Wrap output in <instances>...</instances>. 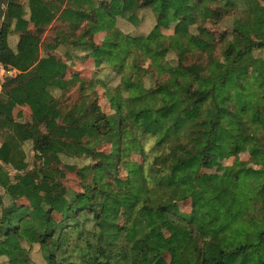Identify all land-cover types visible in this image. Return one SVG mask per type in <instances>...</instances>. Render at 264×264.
Masks as SVG:
<instances>
[{
  "label": "trees",
  "instance_id": "1",
  "mask_svg": "<svg viewBox=\"0 0 264 264\" xmlns=\"http://www.w3.org/2000/svg\"><path fill=\"white\" fill-rule=\"evenodd\" d=\"M115 1L123 22L119 48L111 51L94 42L96 34L116 27L110 1L9 0L0 64L19 74L5 78L0 103L25 105L35 123L20 124L0 113V131L10 132L0 161L17 172L10 179L0 168V258L32 264L30 247L36 245L46 264H156L167 252L184 260L191 253L187 264H264V169L236 163L209 187L198 178L220 156L249 144L250 156L264 166V58L254 56L264 51V7L257 0ZM223 1L245 19L239 17L220 36L195 26L197 12L203 20L218 16L209 4ZM146 12L155 24L140 34ZM168 16L177 21L171 37L159 25ZM253 31L263 32L260 40L252 39ZM228 36L231 67L210 53ZM62 46L74 60L108 57L111 66L89 81L67 82L68 67L57 52ZM192 53L208 58L197 61ZM170 54L172 65L165 61ZM143 58L151 62L149 89L140 81ZM250 70L256 71L254 78ZM98 85L110 95L114 113H104L98 104ZM54 91L74 93L76 100L68 103ZM56 112L59 124L42 133ZM147 138L154 140L152 162L130 163L131 154H144ZM26 142L32 143L31 164L36 161L37 167L27 162L21 148ZM105 143L113 152L97 159ZM78 158L91 163L62 160ZM119 168L130 172L127 179ZM64 171L76 175L81 192L64 186ZM15 195L32 204L16 209ZM186 201L187 223L169 214L173 204ZM196 219L219 224V238L200 244L192 229ZM163 224H169L168 235Z\"/></svg>",
  "mask_w": 264,
  "mask_h": 264
},
{
  "label": "rangeland",
  "instance_id": "2",
  "mask_svg": "<svg viewBox=\"0 0 264 264\" xmlns=\"http://www.w3.org/2000/svg\"><path fill=\"white\" fill-rule=\"evenodd\" d=\"M210 11L211 13L216 12V9L218 8V16H215L214 14H211L210 18L203 20L202 19V12H197L196 13V24L195 26H202L207 28V30L214 31L216 35L220 36L223 34L224 31L229 30L230 24H232L235 20H237L239 17L243 18L244 16L242 15V11L233 8V7H225V2H221L216 4L215 2H210L209 4ZM210 20V22L208 21ZM218 21V22H217ZM144 26L141 27L138 32L140 34H147L151 31V29L154 26L153 20H151V15L150 13H145L144 15ZM173 25L174 23L172 21H167L164 22L161 26V33L165 37H171L173 36ZM195 28V27H193ZM194 30V29H193ZM215 35V36H216ZM229 35V34H228ZM262 34H257L253 33L252 39L258 41L261 39ZM226 38L224 41H221L219 43H214L210 53L213 57L218 59L222 64L226 65L227 67H231L234 63V58L228 56L226 52L227 48V43L230 42L229 39ZM216 38V37H215ZM108 40V39H107ZM107 40H104V42H107ZM214 41V39L212 38ZM118 40H111V43L109 44V48L111 51H116L119 48V44L117 42ZM117 42V43H115ZM10 43L12 46L16 43V38L15 36L10 37ZM192 57L197 59V61L201 59H206L208 58L207 54H197V53H192ZM254 56L257 57H262L264 58V51L262 52H254ZM199 58V60H198ZM167 59V60H166ZM165 61L171 63L173 61V55L170 54L166 56ZM72 63V62H71ZM151 66L150 60L143 58L140 61V70H139V75H140V81L143 82L144 86L149 89L151 86V80L147 76L146 72L149 71ZM104 66H99L96 64H92L91 62H86L83 65H78V64H71L68 66L69 70L66 72V79L71 80L73 77L78 78L76 79H81V80H86L89 81L91 78H94L92 75H97L99 74L100 71L98 68H102ZM98 72V73H97ZM101 73V72H100ZM72 75V76H71ZM251 78H254L256 76V71L250 70ZM97 96H98V104L100 105L101 109L103 110L104 113L106 114H112L116 111V107L114 106V103L112 102V99L110 95L105 91V88L98 85L97 88ZM53 95L56 98H67L68 103H72L73 101L76 100V96L74 93H68L64 96H61L60 92H53ZM20 113L22 114L23 111L19 109ZM24 114V113H23ZM60 122V114L58 112L55 113L52 122L50 125L45 126L43 125L40 129L42 133H47V131L51 128L56 127ZM143 143V149H144V154L136 153V154H131L129 156V161L130 163H136L138 165H148L152 162V158L155 156V151L152 149L154 146V140L152 138H147L146 140L142 141ZM251 144H249L245 149L240 151L239 153H228L225 155H222L218 158L217 163L210 165L208 168L202 169L199 174L198 178L199 180L205 185V186H211L216 182V180L226 172L229 168H231L233 165L238 163L242 168L244 169H250V170H263L264 166L261 165L258 159H255L250 156L248 152V148L250 147ZM30 143L28 145H23V150L26 153V158L27 162L31 164L32 162V157L29 154V151L31 150L30 148ZM113 152V146L109 143H105L101 146L96 151L95 157L97 159H103L107 158L110 156ZM64 164H74L77 166H82L85 164H90L91 159L87 160L84 158H78V159H62ZM38 163L35 161L33 163V166L37 167ZM10 174L11 176H14V172L10 169ZM119 175L121 179H127L130 175V172L126 168H119ZM61 182L66 186L70 191L73 192H81L82 189L79 186V183L77 181V177L73 173H68L66 171L62 172L60 175ZM0 194L4 195L3 189L0 188ZM154 196L151 197V199ZM5 203L8 204V198L5 196ZM14 207L16 209H19L20 207H30V201L27 199L23 198H17V200L14 202ZM169 214L180 220L184 221L185 223L189 222L190 216H191V204L190 201L186 202H180L173 204L170 209H169ZM124 216L122 215L121 217V223L123 222ZM161 229L165 235H168L169 232V224H163L161 225ZM193 232H194V238L201 244V243H206L210 241H214L219 238L220 233L219 229L220 226L217 223H208L206 221H202L200 219H196V221L193 224ZM184 256H189L187 259H183V257L179 253H173V252H167L161 255V257L158 259L156 264H187L186 260L191 259V253L184 254ZM30 259L32 264H46L44 261L43 257L41 256L40 250L36 245H33L30 247ZM0 264H7V261L3 258H0ZM142 264H146V261H143Z\"/></svg>",
  "mask_w": 264,
  "mask_h": 264
},
{
  "label": "crops",
  "instance_id": "3",
  "mask_svg": "<svg viewBox=\"0 0 264 264\" xmlns=\"http://www.w3.org/2000/svg\"><path fill=\"white\" fill-rule=\"evenodd\" d=\"M21 1L23 2V4L27 5V0H21ZM95 1L97 3H100L101 1H110V4L112 6V14H113L114 19L116 20V27L114 29H112L110 31H107V32L98 33V34H96L94 36V42H95L96 45H100L104 49H108L109 48L108 46L111 43V40H113V39L118 40V33H119V31H121L120 23L123 22V13L121 11V4L119 2H117V1H115V0H112V1L111 0H95ZM257 1L260 4V6L264 7V0H257ZM26 12L28 14V11H26ZM242 19H245V17H243ZM151 20H152V18H151ZM167 21H172L174 23V25H173V32H174V28H175V26L177 24V21L172 16H168L166 19H164L159 24L160 25V29L162 27L161 25L164 22H167ZM144 24L145 23H143V26H144ZM253 33H257V34H262L263 35V32H261V31H253L251 33V35H253ZM262 35H261V37H262ZM57 40H59V37L57 38ZM104 40H107V42H104ZM117 42H115V43H117ZM57 52L60 53V55L62 56L63 60L66 62L67 67L69 65H71L72 63L73 64H78V65H83L86 62H91L92 64H96V65L99 64L100 67L104 66L101 69L98 68V70H96V71L102 72L103 70L108 69L111 66V61H110L111 59L108 58V57L104 58V59H100V60L87 59L85 61H79V60H74L70 56L71 50L69 48L65 47V46L59 47ZM68 70H69V68H67V71ZM72 78L73 79H71V80H69V79L67 80L66 77H65L64 80L67 81V82H71L74 79L76 80V78H78V77L76 76V78H75V77L72 76ZM1 90H0V93H1ZM19 109H21L24 114L23 113L21 114L20 111H18ZM0 113L4 114L5 116L10 118L14 122H17V123H20V124H25V123L34 124L35 123V119H34L33 115L31 114L30 110L25 105L17 103V102H14V101H9L6 104H1L0 103ZM54 115H55V113H54ZM54 115H53V117H54ZM53 117H52V119H53ZM52 119H51V121L49 123L45 124V126L50 125L51 122H52ZM9 134H10V132L6 128L3 129L2 131H0V147L4 143L5 139L7 138V136ZM28 143H30V145H31L30 146L31 150L29 151V154L31 155V157H33L34 152L32 151V143L31 142L23 143L21 145V148H23L24 144L28 145ZM23 152L25 153L24 150H23ZM25 155H26V153H25ZM30 166L33 167V164H31ZM0 168H3L7 172L8 176L10 177V179H13L14 176L17 174V172L10 165H5L1 161H0ZM10 169L14 172V176H11V174L9 172ZM0 188H1V186H0ZM17 198L25 199V197H20L19 195H15L14 196V202L17 200Z\"/></svg>",
  "mask_w": 264,
  "mask_h": 264
},
{
  "label": "built area",
  "instance_id": "4",
  "mask_svg": "<svg viewBox=\"0 0 264 264\" xmlns=\"http://www.w3.org/2000/svg\"><path fill=\"white\" fill-rule=\"evenodd\" d=\"M18 74L19 70L17 68L12 66L5 67L0 64V90L2 89L5 78H14Z\"/></svg>",
  "mask_w": 264,
  "mask_h": 264
},
{
  "label": "water",
  "instance_id": "5",
  "mask_svg": "<svg viewBox=\"0 0 264 264\" xmlns=\"http://www.w3.org/2000/svg\"><path fill=\"white\" fill-rule=\"evenodd\" d=\"M9 0H0V29L8 8Z\"/></svg>",
  "mask_w": 264,
  "mask_h": 264
}]
</instances>
